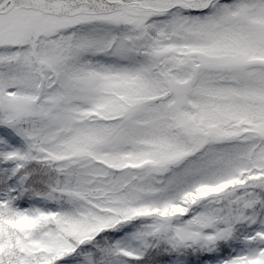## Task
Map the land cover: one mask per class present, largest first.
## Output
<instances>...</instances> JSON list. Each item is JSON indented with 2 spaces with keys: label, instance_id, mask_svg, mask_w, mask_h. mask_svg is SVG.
<instances>
[{
  "label": "snow or ice",
  "instance_id": "6c2138e0",
  "mask_svg": "<svg viewBox=\"0 0 264 264\" xmlns=\"http://www.w3.org/2000/svg\"><path fill=\"white\" fill-rule=\"evenodd\" d=\"M0 264H264V0H0Z\"/></svg>",
  "mask_w": 264,
  "mask_h": 264
}]
</instances>
